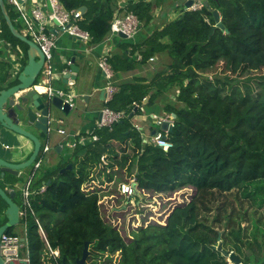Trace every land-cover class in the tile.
<instances>
[{
	"label": "trees",
	"instance_id": "trees-1",
	"mask_svg": "<svg viewBox=\"0 0 264 264\" xmlns=\"http://www.w3.org/2000/svg\"><path fill=\"white\" fill-rule=\"evenodd\" d=\"M206 1L207 7L183 9L132 45L142 63L157 54L165 55L167 63L150 78L136 77L118 85L105 106L122 110L126 116L96 130L98 140L76 146L71 159L52 169H39L33 183L46 187L32 197V208L45 238L33 216H28L29 264H75L85 242L88 264H229L223 251L238 255L244 264H264V81L255 96L236 92L221 96L209 81H199L221 59L264 58V0ZM59 2L68 11L85 7L78 26L96 44L109 35L116 13L132 12L141 24H147L158 0H128L124 9L118 8L117 0ZM212 9L218 10L223 29L212 30ZM0 18L1 33L26 46L12 34L1 14ZM108 61L114 71L129 66L118 56ZM161 95L166 96L162 110L173 115V127L167 134L172 146L167 150L144 142L131 122L141 113L144 98L146 105H152ZM126 142L129 146L122 148L121 170L114 174L127 172L139 189L152 193L194 189L188 201L173 207L164 224L139 226L128 240L103 218L97 190L82 188L86 169L102 163L103 154L115 160L113 146ZM82 149L85 153L79 161L77 152ZM68 163L72 167L62 170ZM9 178L15 176L5 174L0 181L10 180L8 187L14 188V179ZM0 200L4 211L7 205ZM6 220L4 214L0 225ZM5 232L16 233L13 227ZM49 248L59 255L53 258Z\"/></svg>",
	"mask_w": 264,
	"mask_h": 264
},
{
	"label": "crops",
	"instance_id": "crops-1",
	"mask_svg": "<svg viewBox=\"0 0 264 264\" xmlns=\"http://www.w3.org/2000/svg\"><path fill=\"white\" fill-rule=\"evenodd\" d=\"M127 2L128 0H117L118 8L124 9ZM185 2L186 0H158V3L154 6L151 21L147 24L140 23L137 33L132 38H123L118 34L108 35L101 42L93 44L90 43V41L77 39L67 32L62 31L59 27L51 28V30L56 31L55 49L53 53L54 74L56 75L62 68H68V62L70 63L72 58L74 65L77 67L75 84L70 91H73L76 95L75 106L72 109H75L74 114L78 113L80 118H71L70 112L60 117L58 126L54 131H51L49 135L33 131L40 138L42 145L48 144L50 150L44 155L40 167L34 169L32 163L29 167L19 170V174L15 178H9L12 180L14 179L13 186L18 192V194L16 193L17 196H19L22 186L32 172H34V180L40 171L39 169H45V163L49 164L48 168H54L62 161L71 159L73 150L76 146L95 142L89 140V133L96 131L95 126L96 122L100 119L101 109L105 107V103L108 101L106 88L107 80L98 67L100 57L107 52L108 58L111 56H118L120 60H125L129 64L126 69L114 71L110 61H108L113 73L111 86H114L116 91L118 90L119 84L131 82L136 77L150 78L158 67L161 68L164 63H167V57L163 54L161 56L157 54L152 56V60L149 59L145 63H142L139 51L133 50L132 45L142 42L154 30L160 29L165 23L173 20L183 9H186L184 6ZM202 2L203 0H195L193 8H199ZM124 12L126 11H121L119 13ZM10 17L13 25L21 31L22 24L16 18V14L13 12ZM1 24L0 18V89L2 90L17 83V75L20 72V68L27 62V51L29 47L26 43V46H24L20 43H14L11 38H6L1 33ZM21 59H25V61L23 62ZM50 85L55 89H57V87L63 88L61 87L62 84L59 83L55 84L51 82ZM36 88L37 90H42L39 85H36ZM79 95H84L86 97H80ZM165 97L166 96L161 95L159 98L160 101L158 100L152 105H146L147 102L144 103L143 101L140 106L141 113L134 115L131 119L134 127L141 131L144 142L151 136L154 130H159L158 125L156 122H153V120L155 121V115L166 114L162 110L161 104ZM153 124H156L157 128H155ZM57 129H64L65 134H60L57 132ZM53 132L55 135H53ZM72 143H75V145L70 147ZM32 150L33 143L31 140L0 124V158L13 163H21L29 158ZM84 153L85 149L77 152L79 161L82 160ZM101 160L102 163H106L105 160H108L106 154L102 155ZM102 163L92 167L91 171H95V173L93 174L90 172L88 175L87 178H90V181L87 180L88 184L83 188L85 191H93L94 187H91L92 185L90 182L98 184L99 179L104 177L105 171H108L107 167H103L104 165ZM114 168L116 169V166ZM87 169L90 170L91 167ZM109 173H111V171ZM130 179L134 178L130 177L121 182H126ZM9 181L10 180L3 181L7 190L11 189L8 187ZM98 187L102 188L99 185ZM100 191H102V189H100ZM145 192L148 191L145 190ZM118 195H121L119 190ZM134 196L138 195L135 194ZM139 197L140 196L134 197V199H140ZM113 210L114 209H112V211Z\"/></svg>",
	"mask_w": 264,
	"mask_h": 264
},
{
	"label": "built area",
	"instance_id": "built-area-1",
	"mask_svg": "<svg viewBox=\"0 0 264 264\" xmlns=\"http://www.w3.org/2000/svg\"><path fill=\"white\" fill-rule=\"evenodd\" d=\"M5 4L10 6L9 8L16 14V18L21 22L22 29L21 31H19L24 36L32 40L39 47L40 51L43 54L44 60L41 74L43 77L44 85H40L42 90L40 89L38 91L43 92L48 96H53L55 94L63 96L65 102H68L69 106L73 108L75 106L76 95L71 92L64 93L63 91L55 89L49 83L55 75L53 71V53L55 49L56 31L51 30V28L59 27L62 31L67 32L77 39H80L82 41H90V35L86 31L81 30L78 26V19L81 16V11L79 9L68 11L62 6L59 0H5ZM139 25L140 22L138 21L134 13L118 12L114 15L111 21L109 35H117L119 32H122L127 36L126 38H132L137 33ZM107 59L108 55L107 52H105L98 61V67L103 72L107 80L106 88L109 100L112 94L116 91V88L114 86H111L113 73ZM150 59L152 60L153 58L151 57ZM69 64L70 63L68 62V65ZM61 71L62 73H66L69 71V67H65ZM125 116L126 113L124 111H115L105 106L101 109L100 119L96 122L95 130H99L106 126L110 127L114 122L119 121ZM155 120L156 124L165 120L168 122L171 128L173 127V116L170 114L164 117L155 118ZM57 132H59L60 134H65L64 129H57ZM167 134L168 133L166 131L158 130L154 134H151V136L146 139L145 142H150L158 147H161L164 150H167L172 146V143L167 138ZM97 139L98 135L95 132L89 133V140L96 141ZM74 145L75 143H72L70 144V147ZM49 150L50 147L48 144H43L41 146L38 153V155L40 154L39 157H36L33 161L34 169L41 166L44 155ZM33 177L34 172L29 175L19 192V219L22 220V222L19 223L18 220L17 224L21 225V234H10L4 231L0 235V255L4 259V261L9 264H29L27 247L28 216H33L37 225L38 232L43 238H45L43 226L32 208V197L44 191L46 184L42 183L38 186H35L33 183ZM118 190L126 198L130 199L132 197H135V190H137L138 193L141 192L146 194L144 189H137L134 179H130L126 182H120ZM49 250L50 255L53 258L59 255L58 250H52L51 248H49Z\"/></svg>",
	"mask_w": 264,
	"mask_h": 264
},
{
	"label": "water",
	"instance_id": "water-1",
	"mask_svg": "<svg viewBox=\"0 0 264 264\" xmlns=\"http://www.w3.org/2000/svg\"><path fill=\"white\" fill-rule=\"evenodd\" d=\"M194 2L195 0H186L184 6L187 9L193 8V5L195 4ZM202 4L206 7L208 6V2L206 0H203ZM78 9L81 13H83L85 7H80ZM0 13L12 34L25 42L29 47V50L27 51V62L20 68V72L17 75V83L0 90V124L5 128L28 138L33 143L31 155L27 160L21 163H13L0 158V177H4L5 174H10L16 177L19 174V170L27 168L33 163L42 146L40 138L33 131L49 135V133L54 131L58 126L60 117L69 114L72 108L69 106L68 102H65L63 96H59L58 94L48 96L47 94L37 90L36 85H44L41 74L44 60L43 54L32 40L24 36L13 25L4 0H0ZM212 14L215 21V25L212 27V30L214 27L223 29L224 25L220 20L218 10L212 9ZM118 34L123 38L127 37L122 32H119ZM31 48H34L35 50L33 54L30 53ZM68 67V72L62 73V68L60 70L61 72H57L49 83L51 84V82H53L55 84H62L61 87L64 89L57 87L58 90L63 91L64 93H74L73 91H70L75 84L77 74V67L73 63V58ZM79 96L86 97L84 95ZM143 101L146 103L147 97L144 98ZM135 110L136 108H134L129 115L131 116ZM157 125L159 130L166 131L167 133H169L172 129L165 120L161 121ZM155 132L156 130H154L152 134ZM71 167L72 165L68 163L62 168V170L70 169ZM134 193L139 196L137 190H135ZM15 196V188L6 190L0 186V197L7 205L5 210L7 220L5 223L0 225V235L8 228H12L18 223L19 206L14 201ZM129 200L130 198H128L127 201ZM217 248L221 249V246L218 245ZM223 254L227 256L229 264H244L239 256L233 252L226 253L223 251ZM87 256L88 242H85L82 255L80 258L76 259L75 264H86ZM0 264L9 263L5 262L0 255Z\"/></svg>",
	"mask_w": 264,
	"mask_h": 264
},
{
	"label": "rangeland",
	"instance_id": "rangeland-1",
	"mask_svg": "<svg viewBox=\"0 0 264 264\" xmlns=\"http://www.w3.org/2000/svg\"><path fill=\"white\" fill-rule=\"evenodd\" d=\"M5 1V0H4ZM8 7H10L8 5ZM233 58H224L219 60L217 66L213 69V72L204 73L199 77L200 82H210L212 88L219 93L221 96L228 95L231 92H236L243 95H257L258 92H261L262 85L261 81H264V58L263 57H238L235 60ZM160 69L159 67L157 68ZM215 76L218 77V82H215ZM178 90H176L177 92ZM173 95V93H171ZM165 96V95H163ZM174 99V96H171ZM166 97L162 100H164ZM157 99L155 102H157ZM160 101V100H159ZM163 102L161 104H163ZM71 118H80L78 113H75V109L70 111ZM166 114L155 115L156 118L164 117ZM153 122H156V120ZM153 126H155L153 124ZM155 128H157L155 126ZM54 133V132H53ZM55 135V133L53 134ZM127 144V145H126ZM117 144L113 146L114 153L117 154L115 160L108 161L105 160L104 166L107 167L108 171H105L104 177L99 179L98 184H93L91 187H94V190H97L100 198V211L103 218L117 227L120 234L128 240L131 237L132 231L139 226H146L150 223H159L164 224L166 218L173 207L181 202H186L189 200L190 196L194 193V189L191 187H183L173 192H162V193H152L146 192L139 193L140 199L131 198L129 201L125 199L126 197L121 194L118 195V186L121 181L124 179H129L127 172L123 175L114 174L113 172H120L122 164V156L124 147L128 148V142ZM124 146V147H123ZM126 150V149H125ZM110 164L116 166V169H112ZM47 163L44 164V167L48 169ZM128 165V161L124 162V166ZM125 168V167H124ZM52 169V168H50ZM90 170L86 169L87 177L90 174ZM95 170V169H94ZM111 171V173H109ZM93 174L95 173L92 172ZM112 175V176H111ZM85 178V181L82 184V188L87 186V180L90 181V178ZM111 179V180H110ZM101 186L102 188L98 187ZM0 186H3V189H7L5 185L0 181ZM96 187V188H95ZM102 189V191H100ZM14 201L20 205L19 196H15ZM1 202V200H0ZM6 203V202H5ZM124 206V207H122ZM112 209H114L112 211ZM4 211L0 210V222L4 220ZM13 230L21 234L22 228L20 224L13 226ZM104 260V259H101ZM229 262V261H228ZM106 263V260H105ZM88 264V262H86Z\"/></svg>",
	"mask_w": 264,
	"mask_h": 264
},
{
	"label": "bare ground",
	"instance_id": "bare-ground-1",
	"mask_svg": "<svg viewBox=\"0 0 264 264\" xmlns=\"http://www.w3.org/2000/svg\"><path fill=\"white\" fill-rule=\"evenodd\" d=\"M35 52L34 48H31L30 53L33 54Z\"/></svg>",
	"mask_w": 264,
	"mask_h": 264
}]
</instances>
